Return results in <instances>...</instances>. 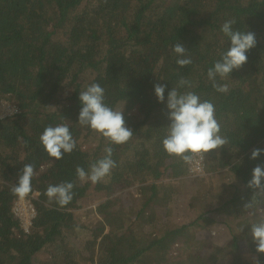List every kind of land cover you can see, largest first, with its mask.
Here are the masks:
<instances>
[{"label": "trees", "instance_id": "obj_1", "mask_svg": "<svg viewBox=\"0 0 264 264\" xmlns=\"http://www.w3.org/2000/svg\"><path fill=\"white\" fill-rule=\"evenodd\" d=\"M232 18L257 44L241 68L217 77L229 86L219 93L207 71L230 47L221 26ZM176 43L192 64L176 65ZM181 77L214 103L228 139L195 156L203 176L162 143L168 92ZM93 82L133 131L111 144L116 167L95 184L76 175L110 144L78 124L79 92ZM157 82L167 85L164 103ZM7 98L17 109L0 115V264H252L251 224L264 217V203L245 208L252 170L264 164V152L251 159L264 149V0H0V105ZM61 122L77 146L57 160L40 135ZM25 164L35 166L30 225L16 216L21 199L11 191ZM65 181L74 183L73 199L61 206L45 192Z\"/></svg>", "mask_w": 264, "mask_h": 264}, {"label": "clouds", "instance_id": "obj_2", "mask_svg": "<svg viewBox=\"0 0 264 264\" xmlns=\"http://www.w3.org/2000/svg\"><path fill=\"white\" fill-rule=\"evenodd\" d=\"M235 24V18L222 24L221 31L229 38L230 47L220 54V59L216 60L214 66L207 71L212 87L219 93L229 91L228 84L220 81L226 80L234 70L247 63L246 52L257 44L254 32L234 29ZM171 51L175 54V63L179 67L193 63L188 50L182 44L176 43ZM166 87L167 85L158 82L154 85L155 95L161 103L165 101ZM192 87V81L181 77L177 86L168 92L166 106L170 124L162 141L165 151L170 156L179 157L188 164L193 162L197 154L209 153L228 143L227 137L221 135V126L215 118L214 103L207 99L201 100L198 94L190 90ZM180 88L189 90L180 92L178 90ZM79 100L82 108L79 112L78 124L90 127L110 142L109 146L104 148L106 155L92 163L89 171L86 172L82 166L76 167V175L81 182L88 179L95 184L116 167V161L112 159L114 149L111 144L126 143L132 137L133 131L127 127L123 111L115 110L105 103V89L99 83L93 82L80 91ZM40 142L48 155L57 160L62 159L65 153H72L77 146V141L66 122L45 127L40 135ZM262 152L264 149H253L251 159H257ZM34 168L33 164H25L18 183L11 189L13 195L21 200L32 191ZM247 187L253 189L254 194L251 202L245 204V208H251L254 203H264V164H257L254 167ZM73 188L74 183L68 181L58 185L50 184L45 195L50 201L55 199L59 205L64 206L72 201ZM250 235L256 245V252L264 253V217L258 218L251 224ZM253 260L254 264H261L259 256L253 257Z\"/></svg>", "mask_w": 264, "mask_h": 264}, {"label": "built area", "instance_id": "obj_3", "mask_svg": "<svg viewBox=\"0 0 264 264\" xmlns=\"http://www.w3.org/2000/svg\"><path fill=\"white\" fill-rule=\"evenodd\" d=\"M17 109V104L16 102L12 101L11 99H5L1 102L0 105V115L4 114L6 116L12 115L13 113H15ZM192 165L195 164L197 166V169H199V173H201L204 170V167L202 164H196L195 162L191 163ZM30 199H27V196L21 200L20 202H18L16 204V208H15V214L17 217H19L20 219H22L23 223L25 225H30L31 224V219H33V217L35 216L36 213V209L33 206V204L29 201ZM18 206H23V215L20 217L16 210L18 209ZM26 221V222H25Z\"/></svg>", "mask_w": 264, "mask_h": 264}, {"label": "rangeland", "instance_id": "obj_4", "mask_svg": "<svg viewBox=\"0 0 264 264\" xmlns=\"http://www.w3.org/2000/svg\"><path fill=\"white\" fill-rule=\"evenodd\" d=\"M193 174L196 173L195 176H203L204 173L202 174H199V169H197V166L195 164H193V170H192ZM190 185L192 186V189L194 190V192L198 189H200L201 187L200 186H197L196 184H194V182H190ZM189 195V194H188ZM182 196V195H181ZM181 196H180V200H179V204L181 205L182 207V203H181ZM198 202H193V205H197ZM178 205V204H177ZM181 207L178 208L179 209V214L181 215ZM23 206H18V209L16 210L17 214L21 217L23 215ZM92 208L93 210H95V205H91V207L88 208V210ZM83 211V210H82ZM91 213L88 211V212H85L84 213V216L82 217L83 219H87V216H89ZM181 219V218H179ZM86 221V220H84ZM26 222V221H25ZM256 256H259V259L261 260V264H264V253L261 254H258L256 252V245L255 243L253 244V251L249 254L246 255V260L250 261L252 264H254V260H253V257H256Z\"/></svg>", "mask_w": 264, "mask_h": 264}]
</instances>
